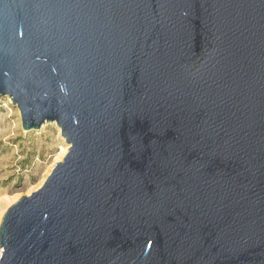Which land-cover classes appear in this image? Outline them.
Segmentation results:
<instances>
[{
    "label": "water",
    "instance_id": "1",
    "mask_svg": "<svg viewBox=\"0 0 264 264\" xmlns=\"http://www.w3.org/2000/svg\"><path fill=\"white\" fill-rule=\"evenodd\" d=\"M68 154L0 264H264V0H0V98Z\"/></svg>",
    "mask_w": 264,
    "mask_h": 264
},
{
    "label": "rangeland",
    "instance_id": "2",
    "mask_svg": "<svg viewBox=\"0 0 264 264\" xmlns=\"http://www.w3.org/2000/svg\"><path fill=\"white\" fill-rule=\"evenodd\" d=\"M68 149L55 123L25 132L19 109L0 98V226L10 208L42 188Z\"/></svg>",
    "mask_w": 264,
    "mask_h": 264
},
{
    "label": "bare ground",
    "instance_id": "3",
    "mask_svg": "<svg viewBox=\"0 0 264 264\" xmlns=\"http://www.w3.org/2000/svg\"><path fill=\"white\" fill-rule=\"evenodd\" d=\"M0 254L2 255V249L0 248Z\"/></svg>",
    "mask_w": 264,
    "mask_h": 264
}]
</instances>
